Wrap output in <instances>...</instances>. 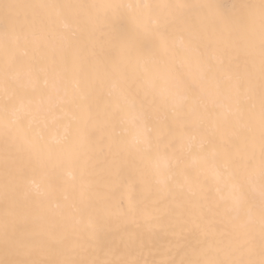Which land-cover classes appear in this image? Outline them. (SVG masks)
Instances as JSON below:
<instances>
[{"label":"snow or ice","instance_id":"obj_1","mask_svg":"<svg viewBox=\"0 0 264 264\" xmlns=\"http://www.w3.org/2000/svg\"><path fill=\"white\" fill-rule=\"evenodd\" d=\"M0 264H264V0H0Z\"/></svg>","mask_w":264,"mask_h":264},{"label":"bare ground","instance_id":"obj_2","mask_svg":"<svg viewBox=\"0 0 264 264\" xmlns=\"http://www.w3.org/2000/svg\"><path fill=\"white\" fill-rule=\"evenodd\" d=\"M234 2H235V0H221V6L225 10H230L232 8Z\"/></svg>","mask_w":264,"mask_h":264}]
</instances>
